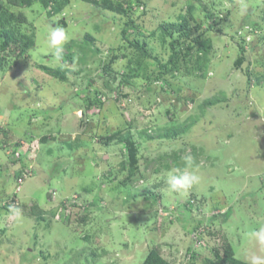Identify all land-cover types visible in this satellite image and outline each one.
I'll list each match as a JSON object with an SVG mask.
<instances>
[{
	"label": "rangeland",
	"instance_id": "374dc122",
	"mask_svg": "<svg viewBox=\"0 0 264 264\" xmlns=\"http://www.w3.org/2000/svg\"><path fill=\"white\" fill-rule=\"evenodd\" d=\"M0 2V264H264V0Z\"/></svg>",
	"mask_w": 264,
	"mask_h": 264
},
{
	"label": "trees",
	"instance_id": "16d2710c",
	"mask_svg": "<svg viewBox=\"0 0 264 264\" xmlns=\"http://www.w3.org/2000/svg\"><path fill=\"white\" fill-rule=\"evenodd\" d=\"M10 4L22 6L31 0H7ZM43 4L46 6L48 3L52 2V0H41ZM27 17L26 15L21 12L19 14H15L13 12H10L7 8L4 7V5L0 2V36L2 37L1 43H0V65H3L6 62V57L4 54H9L10 52L16 53L17 55L20 53H23L26 46H30V44L34 43L33 37L25 32H23L19 25L26 22ZM134 22V20H131ZM172 28H179L180 30L183 29L182 24H176L173 23L170 25ZM189 35V30L182 31L179 33V35L174 38L173 40V47L175 48L176 42H179L183 37H186ZM24 42H26V45H24ZM197 44H200L199 38L195 41ZM131 44H135L138 48V50L141 53L146 54V49L144 46L140 45L139 43L132 42ZM189 49L191 46H188ZM1 53H4L1 55ZM178 53L174 49V52L172 53L173 57L176 56ZM139 60V59H138ZM171 135L178 134V130L173 128L171 132H169ZM121 139L126 141L128 147L131 150V156L134 157V154L136 152L135 148H132L133 142L129 140L128 138H125L124 136H121ZM135 165L136 160L131 161V166H129V175L134 174L135 172ZM5 209H10L8 207H2ZM38 207L36 206L33 211L37 210ZM39 212L40 214H43L44 212ZM55 214V211H54ZM197 229V228H196ZM221 249H224L223 254L221 253ZM194 257V255H193ZM251 264L248 262H245L239 258L236 257L233 247L229 242H225L223 246L217 247L215 250V259L211 261V264ZM142 264H174L172 261L165 258L159 248H152L145 260L142 262Z\"/></svg>",
	"mask_w": 264,
	"mask_h": 264
},
{
	"label": "built area",
	"instance_id": "2783aa9c",
	"mask_svg": "<svg viewBox=\"0 0 264 264\" xmlns=\"http://www.w3.org/2000/svg\"><path fill=\"white\" fill-rule=\"evenodd\" d=\"M30 175H31V172L30 171H28V170H22V172L19 174V176L17 178L19 184H21L24 181V179L26 177L30 176ZM3 204L4 205H8L13 211H16L17 205L19 204V201L15 197V198H12V199L10 198L7 201H4Z\"/></svg>",
	"mask_w": 264,
	"mask_h": 264
},
{
	"label": "clouds",
	"instance_id": "9594fccd",
	"mask_svg": "<svg viewBox=\"0 0 264 264\" xmlns=\"http://www.w3.org/2000/svg\"><path fill=\"white\" fill-rule=\"evenodd\" d=\"M22 172V169H20L19 170V174ZM19 176V175H18ZM18 176H17V178H18ZM8 199H10V198H7L6 200H4V201H7ZM12 199V198H11ZM18 199V198H17ZM3 201V202H4ZM18 201H19V199H18ZM20 205V201H19V204L17 205V209H16V211H13L8 205H4L3 203H0V212L1 211H3V210H5L6 212H13V213H15V212H18V208L20 207L19 206ZM2 207H8V208H10V209H5V208H2ZM3 209V210H2Z\"/></svg>",
	"mask_w": 264,
	"mask_h": 264
}]
</instances>
